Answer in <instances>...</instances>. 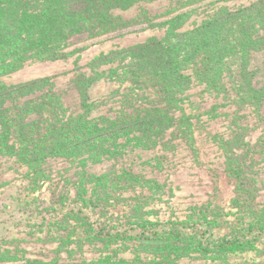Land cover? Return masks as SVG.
<instances>
[{"label":"rangeland","instance_id":"374dc122","mask_svg":"<svg viewBox=\"0 0 264 264\" xmlns=\"http://www.w3.org/2000/svg\"><path fill=\"white\" fill-rule=\"evenodd\" d=\"M257 1L153 0L118 7L113 9L120 15L114 20L118 26L111 32L94 38L75 34L67 58L33 63L0 77V89L50 77L69 109L79 112L76 77L113 66L116 77L100 75L90 87L91 101H100L91 117L120 115L121 106L129 114L144 107L171 110L164 132L128 128L120 131L121 138H98L75 161L61 154L65 145L53 154L46 136L28 139L0 111V264H264V41L260 48L245 50L242 58L213 62L212 69L194 65V60L184 63L186 77L176 87L184 98L180 107L159 101L148 78L125 88L131 75L122 73L129 70V58L115 55V62L95 65L111 51L121 54L129 46L162 38L168 24L155 23L188 9L174 32ZM262 24L255 28L258 37L264 35ZM251 86L262 93L255 94ZM38 116L28 115L25 121ZM86 198L74 206L80 216L71 215L68 205ZM144 222L156 224L144 233L139 227ZM161 229L166 234L157 238L153 231ZM204 229L210 231L205 239ZM180 231L188 237H179ZM235 231L241 240L231 248L210 246ZM189 240L193 248L188 250Z\"/></svg>","mask_w":264,"mask_h":264},{"label":"trees","instance_id":"16d2710c","mask_svg":"<svg viewBox=\"0 0 264 264\" xmlns=\"http://www.w3.org/2000/svg\"><path fill=\"white\" fill-rule=\"evenodd\" d=\"M146 1L153 0H0V77L33 63L67 58L73 52L67 48L75 34L87 32L89 37L94 38L109 33L112 26H118L114 20L120 18L113 9L118 7L128 9L136 3ZM188 12L189 9L155 23L159 27L168 24L162 38L149 39L138 45L129 46L123 49L121 54L119 51H111L99 57L95 65L113 63L115 55H121L120 59L129 58V70L122 73L124 78L131 75L129 86L125 88H133L135 84L143 82L141 78H145L144 80L148 78L161 95L159 101L169 108L180 107L184 98L178 95L176 87H181L186 77L182 72L184 63L194 60V65L212 69L213 62L224 64L225 61H232L236 57L242 58L245 50L260 48L261 42L264 41V35L258 37L254 34L257 22L263 23L264 27L262 17L264 0L230 11L227 15L210 18L193 29L174 32L176 21ZM150 24L154 26V23ZM223 27L227 30L223 31ZM127 33L126 30L123 34ZM115 70L116 68L111 66L101 72L94 70L92 75L80 73L76 77L75 83L82 98L79 112L69 109L61 94L54 88L50 77H39L0 89V111L8 118L9 123L15 122L16 129L28 139L31 134L38 139L42 134L46 136L49 150L51 149L50 152L53 154H59L60 148L65 145L66 151L61 154H68L73 161L83 157L98 138L106 137L110 140L115 137L121 138L120 131L128 128L159 127L163 132L164 129L167 130L170 126L168 121L171 110H167L169 113H161L158 108L144 107L141 113L129 114L121 106V114L114 117L90 116L100 104V101H91L90 87L101 77L100 75L112 79L116 77ZM246 71L248 72L247 69ZM238 76L245 75L238 72ZM241 87L245 91L244 94L250 95L249 89L245 90L243 84ZM250 89L255 94L262 93V89H252V86ZM257 97L260 100V96ZM124 98L126 97L122 96V99ZM149 102L153 103V99L150 98ZM31 114L39 116L34 121L33 119L25 121ZM182 121L186 122L183 118ZM142 123L144 125L141 126ZM144 137L136 138V144H140ZM147 139L156 142L151 137ZM123 146L124 144L115 146V150L121 151ZM83 200L87 202L89 199H80L68 205L74 217L80 216L74 206ZM151 223L144 222L139 227L145 233ZM161 230L153 231V234L160 238L163 232L166 234L164 229ZM209 232L208 229H204V239ZM179 234V237L184 239L188 237L182 236L186 234L185 232L180 231ZM204 239L199 241V246L204 245ZM240 240L239 231H235L230 237L225 236L217 246H210L225 251ZM185 248L188 250L193 248L190 240Z\"/></svg>","mask_w":264,"mask_h":264}]
</instances>
